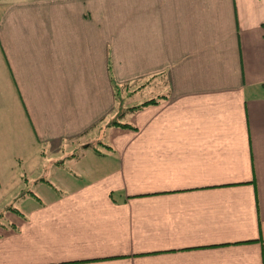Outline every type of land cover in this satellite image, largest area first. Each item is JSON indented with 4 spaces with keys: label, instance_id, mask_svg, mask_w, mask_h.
Here are the masks:
<instances>
[{
    "label": "crops",
    "instance_id": "1",
    "mask_svg": "<svg viewBox=\"0 0 264 264\" xmlns=\"http://www.w3.org/2000/svg\"><path fill=\"white\" fill-rule=\"evenodd\" d=\"M16 190L0 264H264V0H0Z\"/></svg>",
    "mask_w": 264,
    "mask_h": 264
},
{
    "label": "rangeland",
    "instance_id": "2",
    "mask_svg": "<svg viewBox=\"0 0 264 264\" xmlns=\"http://www.w3.org/2000/svg\"><path fill=\"white\" fill-rule=\"evenodd\" d=\"M152 93H155L154 92V90L153 89H146V90H144L143 92H141V93H138V95L135 97V100L133 101V99H131L132 97H133V95L135 94L134 92H133V88H130L129 89V91L127 92V93H125V92H123L122 93V97L124 98V96H126V99H125V105L124 106H130V105H132V103H140L141 101H143V100H146V99H149V98H151L152 97ZM128 95L130 96V98H128ZM127 119V118H126ZM103 125V124H102ZM101 125V126H102ZM83 143V141H80V144H82ZM74 147V146H73ZM70 148V144H68L67 146H66V151H68V150H70L69 149ZM68 155V154H67ZM47 157V156H46ZM48 159L49 160H51V158H49V157H47V160L46 159H43V161H42V164L43 163H45L46 161H48ZM53 160L55 159V158H52ZM52 160V161H53ZM59 160H61L60 158L59 159H56V161H59ZM49 162V161H48ZM67 165V167H65V168H62V169H58V170H56V172L59 174V178H60V176L64 179L66 176H69V171H73V168H72V166H70L69 164H66ZM45 166V165H44ZM44 166H43V169H44ZM57 169V168H56ZM51 171V170H50ZM50 171H48V172H46V174H44V172H42V173H37V174H35L34 176H32V178H30V179H28L27 180V187H24L25 188V191H27V192H33V193H36L38 196H41V195H43L42 194V190H51L50 188H48V187H46L45 185L44 186H42V188H38V187H35L34 186V182L35 181H39L42 177V179H47V180H49V181H51L52 183H56V182H58L59 180L57 179V178H54V179H56V180H53L52 178H51V176H50V178H49V172ZM52 171H55V167L54 168H52ZM73 172H75V170L73 171ZM53 175V174H52ZM55 177V176H54ZM40 178V179H39ZM67 178V177H66ZM56 181V182H55ZM60 182H58V184H59ZM56 186H57V184H55ZM21 188H23V186H21L20 187V189ZM23 188V189H24ZM19 189V190H20ZM19 190H16L17 192H16V194L14 195V197L13 198H9V199H7V200H5L4 201V203L3 204H0V225L2 224V222H3V220L1 219V216H2V214L4 213V212H6L7 211V209H9V208H11V209H14L15 210V213H18L19 214V209H18V207H19V205H18V201L15 199L17 196H18V192H19ZM12 211V210H11Z\"/></svg>",
    "mask_w": 264,
    "mask_h": 264
},
{
    "label": "trees",
    "instance_id": "3",
    "mask_svg": "<svg viewBox=\"0 0 264 264\" xmlns=\"http://www.w3.org/2000/svg\"><path fill=\"white\" fill-rule=\"evenodd\" d=\"M111 82H112V85H113V89H114V93H115V97H116V102H117V108H118V111H117V115H116V117L115 118H113L111 121H109L108 122V124H107V126L108 127H112V126H121V127H129V125H127V124H121L120 123V119H121V117H122V115L124 114V113H131V112H134V111H136V110H139V109H141V108H143V107H145V106H147V105H150V104H153V103H156V101L155 100H149V101H146V102H144V103H142V104H140V105H138V106H134V107H131V108H129V109H127V110H125V111H122V109H120L121 108V102H122V88H123V86H118L115 82H114V80H113V78L111 77ZM94 147H95V145H94ZM93 146H91V148H93L92 150L97 154V153H100L99 152V150H97L96 149V147L94 148ZM42 181V180H41ZM46 183L47 184H49L47 181H46ZM21 194H22V196H26V195H29V196H32V197H35V195H34V193L33 192H27V191H22L21 192ZM7 210H12V211H15L14 209H11V208H9V209H7ZM1 219H2V216H1Z\"/></svg>",
    "mask_w": 264,
    "mask_h": 264
}]
</instances>
